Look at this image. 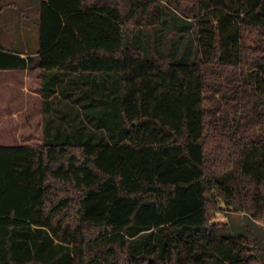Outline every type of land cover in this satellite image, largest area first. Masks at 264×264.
<instances>
[{
    "label": "trees",
    "instance_id": "trees-1",
    "mask_svg": "<svg viewBox=\"0 0 264 264\" xmlns=\"http://www.w3.org/2000/svg\"><path fill=\"white\" fill-rule=\"evenodd\" d=\"M169 6L195 20L180 43ZM37 14L38 51L0 40V69L40 68L46 103L87 120L71 109V129L0 145L9 258L34 228L68 246L63 264H264L252 225L215 219L224 202L264 222V0H41Z\"/></svg>",
    "mask_w": 264,
    "mask_h": 264
},
{
    "label": "rangeland",
    "instance_id": "rangeland-1",
    "mask_svg": "<svg viewBox=\"0 0 264 264\" xmlns=\"http://www.w3.org/2000/svg\"><path fill=\"white\" fill-rule=\"evenodd\" d=\"M40 3L41 0H0V40L7 48L34 51L39 47V18L37 13ZM191 5L185 3L183 6L190 7ZM166 10L168 11V24L164 29L167 33H170L176 26L175 31L177 35L175 38L180 37L183 29L182 24L185 21L189 22V24L193 23L192 25L195 24L194 19L184 15L183 12L174 6L166 7ZM175 14L179 15V17ZM185 29L184 35L186 37L194 35L195 32L192 26ZM142 38H145V34H142ZM180 40L179 43L183 41L182 38ZM23 72L20 71L21 74L18 75L3 76L4 79L9 78L8 80L14 82V86L7 88L0 85L1 94L14 96L19 99L21 109V141L40 144L44 141L46 130L52 134L59 127L61 131L71 129L72 127L68 123L67 117L64 116L71 109L75 110V113L80 110L86 122L87 118L83 113L84 109L81 104L67 105L57 100H52L50 104H47L45 100H41V96H36L35 98L30 89L42 90L39 72ZM110 84L112 96L116 97L121 90L120 86L115 79ZM57 87L59 88V85ZM106 98L109 99L108 96ZM106 98L103 101H106ZM68 100L71 101V99ZM112 118L113 124L120 122L117 112L113 114ZM41 125H44V133L40 129ZM23 126H25L24 129L22 128ZM100 131V129L96 128L94 136H98ZM17 139L19 140V138ZM18 140L10 139L9 141L2 142V144L18 145L20 141ZM215 219L219 222L229 223L235 231L243 230L247 224H250L264 241V222L253 220L248 211H237L222 202L220 210L216 212ZM18 236L16 237L13 249L14 257L17 258L15 261L9 258L6 248H3L4 240L0 237V264H18L17 262L23 261L25 264H63L69 251L68 246L60 244L57 240L52 242L48 237L40 236V233L34 228L20 232Z\"/></svg>",
    "mask_w": 264,
    "mask_h": 264
},
{
    "label": "crops",
    "instance_id": "crops-1",
    "mask_svg": "<svg viewBox=\"0 0 264 264\" xmlns=\"http://www.w3.org/2000/svg\"><path fill=\"white\" fill-rule=\"evenodd\" d=\"M3 43V42H2ZM4 44V43H3ZM5 46V44H4ZM6 47V46H5ZM7 48V47H6ZM11 50H20L22 51V55L27 56L31 53H36L38 51V47L34 51L29 50H23V49H16V48H7ZM20 71H28L30 72H39L40 80H41V87H43L44 83V76L42 74V70L40 68H34V69H0V85L4 87H11L14 86L12 81L8 79H4L3 76H10V75H18L21 74ZM30 91L36 96L40 97L41 100H46V98L43 95L42 90H32ZM0 89V145H2V142L9 141L10 139H16L19 138L20 140V134H21V123H20V115H21V109L19 106V99L14 96L10 95H4L1 94ZM23 129L25 126L22 127ZM30 128V126H29ZM40 129L44 133V125H41ZM18 140V141H19ZM21 141V140H20ZM19 141V144H34L32 142H26V141ZM7 145V144H4Z\"/></svg>",
    "mask_w": 264,
    "mask_h": 264
}]
</instances>
